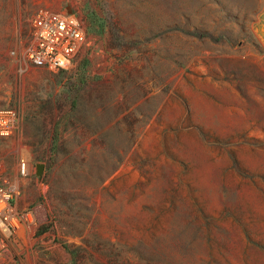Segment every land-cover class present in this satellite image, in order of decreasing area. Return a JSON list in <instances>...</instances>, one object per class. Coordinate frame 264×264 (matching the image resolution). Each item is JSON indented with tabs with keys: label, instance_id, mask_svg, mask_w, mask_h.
Returning a JSON list of instances; mask_svg holds the SVG:
<instances>
[{
	"label": "rangeland",
	"instance_id": "rangeland-1",
	"mask_svg": "<svg viewBox=\"0 0 264 264\" xmlns=\"http://www.w3.org/2000/svg\"><path fill=\"white\" fill-rule=\"evenodd\" d=\"M40 10L75 12L94 51L25 62ZM0 107L37 212L2 264H264V0H0Z\"/></svg>",
	"mask_w": 264,
	"mask_h": 264
},
{
	"label": "built area",
	"instance_id": "built-area-1",
	"mask_svg": "<svg viewBox=\"0 0 264 264\" xmlns=\"http://www.w3.org/2000/svg\"><path fill=\"white\" fill-rule=\"evenodd\" d=\"M31 26V43L22 50V57L29 64L65 71L89 50L94 51L92 38L75 12L40 10L32 16ZM19 122L20 111L17 108L0 107V138L13 136ZM15 151V174L7 173L0 161V264L5 258L11 259L21 246L19 240L10 241V236L14 234L21 240L23 230L30 228L37 217L35 209L21 211L16 207L20 183L30 174V157L23 145H17Z\"/></svg>",
	"mask_w": 264,
	"mask_h": 264
},
{
	"label": "water",
	"instance_id": "water-1",
	"mask_svg": "<svg viewBox=\"0 0 264 264\" xmlns=\"http://www.w3.org/2000/svg\"><path fill=\"white\" fill-rule=\"evenodd\" d=\"M43 171V165L42 164H37L36 165V175L41 176Z\"/></svg>",
	"mask_w": 264,
	"mask_h": 264
}]
</instances>
